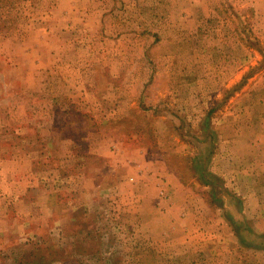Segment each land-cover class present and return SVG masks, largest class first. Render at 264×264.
Returning a JSON list of instances; mask_svg holds the SVG:
<instances>
[{"label":"rangeland","instance_id":"rangeland-1","mask_svg":"<svg viewBox=\"0 0 264 264\" xmlns=\"http://www.w3.org/2000/svg\"><path fill=\"white\" fill-rule=\"evenodd\" d=\"M12 154L66 189L140 164L149 199L11 211L0 264H264V0H0Z\"/></svg>","mask_w":264,"mask_h":264},{"label":"crops","instance_id":"crops-1","mask_svg":"<svg viewBox=\"0 0 264 264\" xmlns=\"http://www.w3.org/2000/svg\"><path fill=\"white\" fill-rule=\"evenodd\" d=\"M65 140L66 139L59 138L58 141ZM40 161H42L41 163L43 165L46 161V156L41 159L36 158L33 154H12L11 157H0V181L3 177L10 178L9 182L5 183L6 186L4 189L0 188V190L3 189V191H5L0 194L2 197H0V236L3 234L4 227L7 228L4 218L8 213H11V211L15 213L18 218V220L12 219V217L10 219V228L14 230L19 228L26 231L28 230L32 233L35 229L51 227L43 223L47 220L45 217L46 215L50 216L53 212L56 213L58 211L57 208H54V206H57V201L61 202V205L66 208L72 207L73 210L83 208L92 209V207L98 205V200L102 194L112 193V191L117 190V195H120L122 199L124 198L123 200L126 201L129 206L139 201V204L144 206L140 207L141 210L148 207L146 203L149 196L145 194V186L141 183V179H143L145 175L142 173L143 166L140 164L132 167L134 174L130 177L129 175L127 177L121 176L117 174L119 170H114L113 176L116 182L113 189L116 190L111 188L106 190L105 185H103V181H105L106 177H103L102 173L98 172H96L91 179L84 177L86 179L85 181L83 180L79 185L70 186V189H66L62 187V183L56 187L51 172L37 167ZM17 175H26L28 179L25 180L21 178V182L19 180L16 181L14 178L17 177ZM50 181H52L54 185L50 184ZM66 181L68 183L69 180ZM137 183L138 185H135ZM142 187L143 189H141ZM73 191H75L74 194H72ZM63 192H66V194L64 193L65 196L61 199L59 196ZM70 195L72 198H67ZM158 201L159 200L156 198L155 205L158 204ZM36 218H38L37 220L39 223L36 222ZM20 219H22V221Z\"/></svg>","mask_w":264,"mask_h":264}]
</instances>
